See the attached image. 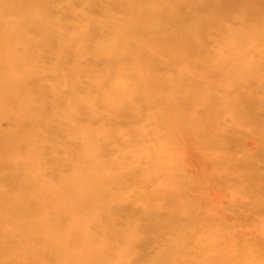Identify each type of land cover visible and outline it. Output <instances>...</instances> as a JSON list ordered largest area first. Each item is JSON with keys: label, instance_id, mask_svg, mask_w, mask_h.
I'll return each instance as SVG.
<instances>
[{"label": "bare ground", "instance_id": "1", "mask_svg": "<svg viewBox=\"0 0 264 264\" xmlns=\"http://www.w3.org/2000/svg\"><path fill=\"white\" fill-rule=\"evenodd\" d=\"M223 1L227 22L210 14L220 0H0V264L225 257L198 233H223L227 194L191 206L178 165L193 145L242 187L209 140L264 105V0Z\"/></svg>", "mask_w": 264, "mask_h": 264}, {"label": "rangeland", "instance_id": "2", "mask_svg": "<svg viewBox=\"0 0 264 264\" xmlns=\"http://www.w3.org/2000/svg\"><path fill=\"white\" fill-rule=\"evenodd\" d=\"M221 1L217 7L211 9L210 14L213 17L217 16V20L227 22L232 11L226 7L224 1L222 3ZM68 5V0H57V6L64 10ZM205 7V5L200 6L199 10L205 11ZM214 29L219 30L220 26ZM260 62L264 67V56L261 57ZM230 86L234 91L240 85L237 81H233ZM249 86L251 87V84ZM257 89L264 94V82L259 84L257 82ZM237 108L233 111V120H224L225 129L213 134L209 142L214 150L228 155L224 161L229 172L227 179L234 184L241 183V189L235 190L234 186L228 188L227 184L225 187L222 181L225 178L215 173L214 175L211 169L207 172V166L201 155L202 151L193 145L185 152L179 151L178 165L184 170L186 180L193 183V186L188 187V191L184 194L191 206H196L203 194L211 195L217 190L225 191L227 194L222 200L223 218H219L218 222L223 233L218 234L211 230L198 233L204 237L211 235L218 241L221 248H228L225 257L220 258L216 256L215 251H211L208 254L210 259H217L219 264H264V105L253 108L247 104ZM110 153L114 155L113 151ZM189 153H194L192 159L185 157ZM126 161L129 160L125 157ZM210 179H213V183L209 181ZM154 188V185L148 186V190ZM125 215L127 211H122L118 214L117 221H122ZM189 221L194 224L192 220ZM192 249L194 246L191 240L184 251L188 252ZM143 251L148 257H153L156 253L154 247ZM204 257L207 258L206 255Z\"/></svg>", "mask_w": 264, "mask_h": 264}]
</instances>
